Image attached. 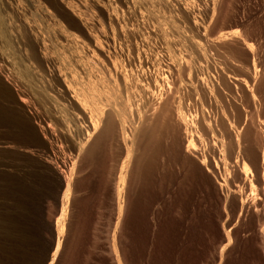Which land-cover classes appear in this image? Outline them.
Here are the masks:
<instances>
[{"label": "rangeland", "instance_id": "rangeland-1", "mask_svg": "<svg viewBox=\"0 0 264 264\" xmlns=\"http://www.w3.org/2000/svg\"><path fill=\"white\" fill-rule=\"evenodd\" d=\"M42 227L43 264H264V0H0V238Z\"/></svg>", "mask_w": 264, "mask_h": 264}, {"label": "trees", "instance_id": "trees-1", "mask_svg": "<svg viewBox=\"0 0 264 264\" xmlns=\"http://www.w3.org/2000/svg\"><path fill=\"white\" fill-rule=\"evenodd\" d=\"M33 172H37L42 176H52L51 172L44 167L43 165L32 166L31 164H23L19 170H12V174H18L24 177L26 184H31L30 175ZM38 194L42 195L45 190L44 188L36 187L34 189ZM23 201L26 203V206H32L37 203H41L39 197L32 198L29 194L23 197ZM12 214H16L12 212ZM24 214L31 217L32 221L42 223V213L39 210H25ZM37 233V245L32 249L30 260L26 261L23 258L21 253L16 254L14 258L13 254L11 255L10 245L8 241L1 237L0 238V249L3 251L0 264H43L46 261V254L49 255L52 253L54 242L50 241V235L53 234V230L48 227L38 228ZM43 262V263H42Z\"/></svg>", "mask_w": 264, "mask_h": 264}, {"label": "water", "instance_id": "water-1", "mask_svg": "<svg viewBox=\"0 0 264 264\" xmlns=\"http://www.w3.org/2000/svg\"><path fill=\"white\" fill-rule=\"evenodd\" d=\"M56 249V244H54V246H53V251ZM51 258V257H50Z\"/></svg>", "mask_w": 264, "mask_h": 264}, {"label": "bare ground", "instance_id": "bare-ground-1", "mask_svg": "<svg viewBox=\"0 0 264 264\" xmlns=\"http://www.w3.org/2000/svg\"><path fill=\"white\" fill-rule=\"evenodd\" d=\"M58 247V246H57Z\"/></svg>", "mask_w": 264, "mask_h": 264}]
</instances>
